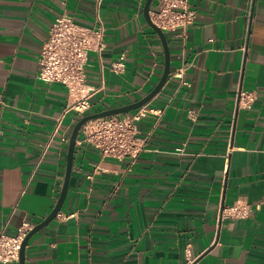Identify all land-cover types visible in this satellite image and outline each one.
<instances>
[{
    "label": "crops",
    "instance_id": "crops-1",
    "mask_svg": "<svg viewBox=\"0 0 264 264\" xmlns=\"http://www.w3.org/2000/svg\"><path fill=\"white\" fill-rule=\"evenodd\" d=\"M147 1L0 0V230L44 222L65 183L77 118L67 89L38 79L52 24L101 20L106 48L85 69L91 113L119 108L165 70ZM188 3L194 22L163 31L170 74L146 105L161 114L138 124L144 152L104 157L80 132L60 216L32 235L26 264H264V0ZM158 9L153 0L150 17ZM240 92L255 94L251 108ZM237 201L247 219L227 215Z\"/></svg>",
    "mask_w": 264,
    "mask_h": 264
},
{
    "label": "built area",
    "instance_id": "built-area-1",
    "mask_svg": "<svg viewBox=\"0 0 264 264\" xmlns=\"http://www.w3.org/2000/svg\"><path fill=\"white\" fill-rule=\"evenodd\" d=\"M97 1L100 5L101 0ZM195 17L196 12L189 8L188 0H159V9L152 13L151 19L163 31L179 33L185 32ZM105 33L99 18L96 26L88 28L63 15L52 24L40 54L38 79L45 84L61 85L67 89L69 105L66 112L74 113L77 122L91 114V98L95 88L87 83L85 69L90 52L102 54L105 50ZM112 69L117 71V64H113ZM176 77L183 79V72H178ZM183 84L189 85L188 82ZM254 101L255 94L251 92H240L238 96V105L244 108H251ZM3 104L0 96V105ZM161 112L144 106L132 115L90 121L82 128V142L97 149L104 157L135 160L144 152L146 145V141L140 137L139 122L148 115ZM226 211L228 216L235 219H247L250 216V206L244 201L235 202ZM32 229L28 222H24L14 235L5 229L0 230V264L20 262L23 242Z\"/></svg>",
    "mask_w": 264,
    "mask_h": 264
},
{
    "label": "water",
    "instance_id": "water-1",
    "mask_svg": "<svg viewBox=\"0 0 264 264\" xmlns=\"http://www.w3.org/2000/svg\"><path fill=\"white\" fill-rule=\"evenodd\" d=\"M152 2H153V0L147 1L146 6H145V15H146V18H147L149 24L154 28V30L160 36L161 41H162L163 46H164V49H165V53H166L165 70H164L163 77H162L160 83L156 86V88L149 95H147L145 98H143L142 100H140L138 102H135V103L127 105V106H122L119 108H114V109L105 110L102 112L88 114L87 116L81 118L76 123V125L72 131L70 141H69L65 183H64L61 195L59 197L58 203H57L56 207L54 208V210L52 211V213L50 214V216L44 222H42L41 224H39L35 228H33L28 233V235L26 236V238L23 242V245H22L21 252H20V264H26V262H25V251H26V247H27L28 242H29L30 238L32 237V235L35 234L37 231H39L41 228L48 225L50 222H52L56 218V216L58 215V213L60 212V210L64 204V201H65L67 193H68L69 184H70L73 166H74V155H75L76 143H77V139L79 137V134L82 131L83 126L86 125L88 122L96 120V119L127 114V113H130L132 111H136L137 109L146 106L160 92V90L162 89V87L166 83V81L169 77V74H170V52H169L168 42H167V38H166L165 33L163 32L162 29H160L156 24L153 23V21L150 17V7H151Z\"/></svg>",
    "mask_w": 264,
    "mask_h": 264
}]
</instances>
